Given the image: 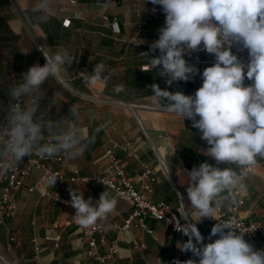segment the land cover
Returning <instances> with one entry per match:
<instances>
[{
	"label": "crops",
	"instance_id": "obj_1",
	"mask_svg": "<svg viewBox=\"0 0 264 264\" xmlns=\"http://www.w3.org/2000/svg\"><path fill=\"white\" fill-rule=\"evenodd\" d=\"M76 1L77 3L73 5L66 0H50L49 20L42 23L39 19L42 13L32 11L36 0H0V122L3 121L5 114L2 109L7 108L5 100L9 97V85L18 83L23 73L34 64L43 66L46 63L41 48L24 27L18 11L20 9L33 25L49 55L57 50H67L74 58L73 63L69 67L65 66L61 74L69 88L57 77H50L41 86L44 96L40 101V109L47 111L48 118L60 119L68 115L72 104H79L81 121L90 134L99 125H106L96 134L95 142L88 147L82 157L69 158V163L54 166L63 168L68 174L70 169L76 168L79 169L81 176L94 177L107 165L104 150L109 146L110 140L131 141L137 148L140 161L154 168L157 174V182L153 186L154 191L150 199L155 203L165 201L172 207L173 212L181 213L183 216L187 211V215L195 219L193 215L195 210L190 208V201L185 193L188 185L181 184V177H186L187 172L194 166L198 167L203 162L216 165V161L204 155L208 145L201 139L199 130L192 127L190 120L182 121L174 113L160 110L161 107H165V102L161 101L157 105L150 86L155 83L162 90L193 95L202 86L199 82L201 75L197 74L187 82L177 81L168 85L166 79L158 75V70L147 68L149 64L139 56L140 50L149 49V45L159 38L158 29L165 23L162 9L156 11V18H151L153 9L144 0ZM76 13L82 18L74 17ZM104 13L110 19L117 18L119 35H114L104 26L102 20ZM66 19H71L69 28L64 25ZM143 22L146 25L138 33L137 26ZM136 33L140 47L130 41ZM158 55L159 52L155 56ZM185 59L194 65L199 73L209 66L206 54L192 52L186 54ZM99 63L105 65L107 84L90 87L80 73H91ZM120 84L124 85V91L117 94L114 88ZM129 103L135 107L138 117L128 109ZM139 121L152 143L148 141ZM158 155L165 160L171 174L170 178L162 167ZM120 157L128 164L129 177L135 179L142 170L141 162L122 154ZM257 164L255 170L244 181L246 201L241 208V216L247 222L264 223V158L258 157ZM225 166L219 165L221 168ZM32 184L33 181H28L22 190L27 192ZM54 186L56 187L53 188L51 185L49 188L68 196L69 188L79 189L85 199H92L93 204L99 200L103 191H109L117 200L116 210L99 222L123 224L133 211L130 201L118 198L111 189L99 183H56ZM137 189H140L139 185ZM21 191L18 193V201L19 197L21 199ZM33 194L39 195L38 192ZM33 194L29 193L27 198L33 199L35 197ZM228 205L229 202H225L223 206L225 211ZM34 209L30 216V226L33 238L35 236L39 238L42 253L38 260H34V250L28 254L27 259L24 258V254L14 250L11 253L12 257L17 259L21 257L23 261L21 260L20 264H90L85 255L86 245L81 240L79 227L72 216L63 215L62 209L58 206L50 207L47 211L39 205ZM146 223L154 232V237L144 229L136 227L110 235V240L117 238L122 251L108 264H160V261L173 258L180 260L196 258L191 252H181L177 248V242L187 241L184 236L174 233L162 222L148 219ZM53 225L58 226L62 233L59 249H55L52 243L44 241L45 234ZM197 227L208 239L211 230L207 229L204 219L197 223ZM214 240L215 237H212V241ZM245 240L255 249L261 250L264 245V230L260 231L255 239ZM7 242L6 236L0 237L1 246H5ZM140 243L146 244V249L133 250V246ZM9 248L12 249L10 244ZM108 250L109 245L102 247L103 253H107Z\"/></svg>",
	"mask_w": 264,
	"mask_h": 264
},
{
	"label": "clouds",
	"instance_id": "obj_2",
	"mask_svg": "<svg viewBox=\"0 0 264 264\" xmlns=\"http://www.w3.org/2000/svg\"><path fill=\"white\" fill-rule=\"evenodd\" d=\"M150 2L162 6L165 14L164 26L158 29L159 38L149 45V52L158 50L159 55L140 53L151 70L157 69L168 85L187 82L197 74L202 77V86L193 95L162 90L154 83L150 86L153 99L157 105L164 101L167 110L182 121L190 120L208 145L204 155L216 161V165L203 162L194 166L186 177H181V184L188 185L187 197L195 219L187 211L181 215L184 224L173 217L175 230L188 237L176 246L198 260H177L174 264H264V249H255L245 240V233L237 231L232 223L216 222L207 244L197 227L205 218L216 221L225 202H237V192L245 188L250 169L256 166L258 157L264 158V0ZM49 7L50 0H36L32 11L42 13L39 19L46 23ZM234 44L241 51L247 50V63L232 52ZM42 51L46 63L34 64L18 83L8 87L10 103L2 109L5 114L0 122V176L33 154L42 158L82 157L106 126L101 124L90 134L81 121L79 104H72L68 115L60 119L46 118V113L37 115L44 96L41 86L50 77H60L65 66L74 61L67 50L51 55L46 49ZM198 51L215 57V63L202 73L185 59L186 54ZM80 75L90 87L107 84L103 63L96 64L91 73ZM245 78L250 81L248 85ZM114 91L123 92L124 85H116ZM46 133L51 139L42 143ZM220 164L226 166L221 168ZM58 178L51 174L47 182L54 186ZM69 195L76 210L75 221L85 229L116 210L117 200L107 190L95 204L91 198L85 199L79 189L69 188ZM214 236L219 238L212 241Z\"/></svg>",
	"mask_w": 264,
	"mask_h": 264
},
{
	"label": "built area",
	"instance_id": "obj_3",
	"mask_svg": "<svg viewBox=\"0 0 264 264\" xmlns=\"http://www.w3.org/2000/svg\"><path fill=\"white\" fill-rule=\"evenodd\" d=\"M70 4L75 5L76 0H66ZM149 4L155 11L152 12L151 18H156V11L162 9V6L153 5L150 0H144ZM76 18H82L81 15L76 13L74 15ZM103 24L106 28L110 29L114 35L120 34V27L117 18H112L104 13L102 15ZM65 27L69 28L71 25V19H66L64 21ZM145 22L140 23L137 26V32L142 31ZM135 36L131 37V42L140 47ZM116 40H118L116 38ZM149 52V49H142L140 53ZM156 53L149 52L150 56H155ZM232 52L240 57L245 63L248 61L247 50H240L237 45L232 46ZM139 53L141 59L146 62V59ZM196 54H206L209 58L208 64L212 66L215 63V57L212 54H208L204 51L194 52ZM147 63V62H146ZM147 68L151 66H146ZM247 69H245L246 71ZM199 82L202 83V77ZM250 81L245 78V85H248ZM10 103V97L5 100L6 106ZM41 113H46V118H48V113L44 109H39L37 115ZM51 139L50 136L45 134V140L42 142H48ZM137 148L134 147L131 141L125 140L123 142H116L110 140L109 146L104 150V156L107 161V165L101 171V173L94 177H83L80 174L79 169H70V174L64 171L63 168H56L54 164L65 165L69 163V158L66 155H60L54 158H42L39 155L33 154L30 157H25L23 161L14 163L9 171L0 176V228L5 229L7 234H10V229L7 227V221L14 218L19 211V201L18 193L26 186L28 181H33V184L28 187V193L38 192L40 198L46 200L52 206H58L62 209L63 215L68 217L72 216L74 222L75 218V208L71 205V197L59 191H54L49 188L51 186L47 181L51 174L57 175V184H76L79 182L85 184L99 183L109 189H111L118 198L122 200H128L133 206V211L125 219L123 224L116 222H97V224L90 228H82L80 225L79 231L81 240L86 245L85 255L90 261V264H108L112 261L116 255L121 254V247L118 244L117 238L110 240L111 234H120L122 232L129 231L130 229L136 227L144 229L149 235L154 237V232L148 228L146 221L148 219H153L158 222H162L168 227H170L174 233L183 237V235L175 230V221L173 217L179 219L181 224H184V219L181 218V214H177L172 211V207L169 203L165 201H160L155 203L151 200L150 195L154 191V184L157 182V174L154 168H151L148 164L140 161V156L136 151ZM120 154L124 155L129 159H134L141 162L142 170L136 175L135 179L129 177L127 173L126 162ZM255 167L250 169L249 174H251ZM55 183V184H56ZM137 185L140 189H137ZM187 194V191L185 190ZM245 194L243 189L237 192V202L231 204L229 202L227 211L224 210L223 206L218 210L216 214V221L213 219L205 218L206 227L208 230L217 223L230 222L233 227L244 234V238L248 240H253L257 237V234L264 230V223L258 222H247L243 216H241V208L245 205ZM168 221H171L168 223ZM225 231H228L225 229ZM239 234V232H238ZM203 236V235H202ZM204 237V236H203ZM215 239L219 238L214 236ZM184 238L188 239L187 236ZM205 238V237H204ZM62 239V233L59 231V227L53 225L50 227L48 232L44 236V241L52 243L55 249H59ZM14 237L9 238V243L14 242ZM211 241L204 239V243L207 244ZM33 250H34V260H38L42 253V246L39 243V238L36 236L32 240ZM109 245V250L107 253L102 252V247ZM146 244L140 243L133 246L135 251H143L146 249ZM264 249V245H262ZM197 259L198 258H193ZM186 261L173 258L167 261H160V264H174L175 261Z\"/></svg>",
	"mask_w": 264,
	"mask_h": 264
},
{
	"label": "rangeland",
	"instance_id": "obj_4",
	"mask_svg": "<svg viewBox=\"0 0 264 264\" xmlns=\"http://www.w3.org/2000/svg\"><path fill=\"white\" fill-rule=\"evenodd\" d=\"M4 112V111H3ZM56 186H53L55 188ZM28 192V191H27ZM26 191H21V199L19 197V211L14 218H11L7 221V227L10 229V234H7V231L0 228V237L3 238L6 236V239L14 237V242L5 244L1 246L3 255L6 256V259L14 264H20V261L23 259L20 257H12L11 253L14 250L18 251L19 254H24V258H28V254L33 252V245L31 243L33 238V231L31 230V213L35 210L34 208L39 205L40 208H43L44 211L49 210L50 207H53L51 204L47 203L44 199H40L38 194H33L35 196L33 199L27 198ZM23 193V194H22ZM47 220V217H46ZM9 244L12 249L9 248ZM21 256V255H19ZM109 263V262H108ZM31 264V263H24Z\"/></svg>",
	"mask_w": 264,
	"mask_h": 264
},
{
	"label": "water",
	"instance_id": "obj_5",
	"mask_svg": "<svg viewBox=\"0 0 264 264\" xmlns=\"http://www.w3.org/2000/svg\"><path fill=\"white\" fill-rule=\"evenodd\" d=\"M18 11H19L20 18H21V19L23 20V22L25 23V26H24V27L28 30V32L30 33V35L33 37V39H34L35 43L38 45V47L41 48V52H42V54H43L42 49H45V48L43 47L41 40L39 39L38 35L36 34L35 30L33 29V25H32L31 22L26 18V16L24 15V13H23L20 9H19ZM43 56H44V55H43ZM44 58H45V57H44ZM57 78H58L61 82H63V83L69 88V84H68L64 79H62L61 76H60V77H57ZM127 107H128V109H130V110L132 111V113H133L135 116H137V114H136V112H135V107H134L132 104L129 103V104L127 105ZM160 110H162V112H165V113H171V112H169V111L167 110V108H165V107H161ZM137 117H138V116H137ZM137 119H138V118H137ZM139 122H140V121H139ZM140 124H141V122H140ZM141 127H142L143 130L145 131L148 141H149L150 143H152V141H151V139H150V137H149V135H148L146 129L143 127L142 124H141ZM158 157H159V160H160V162H161L162 167H163L164 170L167 172V174H168V176H169V178H170V177H171V174H170V172H169V170H168V168H167V165H166V163H165V160H164L163 157H161L160 155H158ZM9 264H13V263H9Z\"/></svg>",
	"mask_w": 264,
	"mask_h": 264
},
{
	"label": "bare ground",
	"instance_id": "obj_6",
	"mask_svg": "<svg viewBox=\"0 0 264 264\" xmlns=\"http://www.w3.org/2000/svg\"><path fill=\"white\" fill-rule=\"evenodd\" d=\"M24 25H25V23H24ZM9 263H12V262H10L9 260H7L6 259V256L3 255L2 248H1V245H0V264H9Z\"/></svg>",
	"mask_w": 264,
	"mask_h": 264
}]
</instances>
